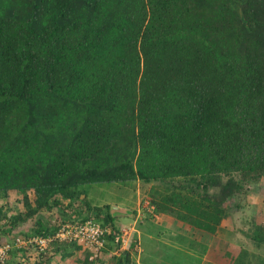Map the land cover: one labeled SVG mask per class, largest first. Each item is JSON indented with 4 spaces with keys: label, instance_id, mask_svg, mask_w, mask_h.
<instances>
[{
    "label": "trees",
    "instance_id": "obj_1",
    "mask_svg": "<svg viewBox=\"0 0 264 264\" xmlns=\"http://www.w3.org/2000/svg\"><path fill=\"white\" fill-rule=\"evenodd\" d=\"M262 178L264 0H0V200L23 207L0 205V237L78 212L87 186L159 183L149 205L213 237L207 260L264 264L217 233L227 200ZM86 209L114 240L109 205ZM249 239L264 246V218ZM76 250L53 244L36 264Z\"/></svg>",
    "mask_w": 264,
    "mask_h": 264
},
{
    "label": "rangeland",
    "instance_id": "obj_2",
    "mask_svg": "<svg viewBox=\"0 0 264 264\" xmlns=\"http://www.w3.org/2000/svg\"><path fill=\"white\" fill-rule=\"evenodd\" d=\"M234 176L236 180H238L239 176ZM226 180L227 178L224 177L223 181ZM152 185H159V183L145 185L141 182H134L127 185L105 184L87 186L84 189V195L74 200L75 206L79 207L78 212L73 213L71 210L68 211L57 208L52 211H43L38 213L28 223L21 226L18 231L10 234L9 237H16L18 233L19 235L24 236L34 234V230L39 228L37 222L45 228V230L42 229L40 232L53 233L59 224L83 222L82 219L87 216L92 217V212H88L86 209L87 206L92 209L93 207L104 208L107 205H109L110 208V206L115 205L121 208V214L117 213L113 217L116 219L114 224L117 228L115 234H112L114 236V240L109 242L105 237L106 244L104 250L102 251L101 258V261H103L104 264H111L113 259L118 257L119 254L124 251L122 247L123 242L119 238L122 229L127 230L130 233V238L126 243L125 249L128 251L130 250V253H132L131 264H200V254H203L204 247L194 241H190V250L183 248L188 241L186 238L189 237L175 238L177 244H175L174 247H170L169 244L163 247L155 246V252L154 250L153 252L152 250L148 251V257L146 258L144 254L140 256V252L138 253V256H136L138 249H136L135 246L137 247L138 244L134 239L132 225L129 224L131 222L122 223L121 221L124 218L128 219L134 216V211H132L134 208H139L140 211H143L146 217L145 220H151V217L153 218V214L155 212L153 211V207L151 208L149 205L148 198V191ZM19 198L20 197H17L15 193L10 191L7 199L0 200V205L4 207V211H9V214L11 215L12 213L14 214L19 211H23ZM29 199L31 202L34 200L32 193H29ZM64 204L67 205L68 201H65ZM118 204L122 205L119 206ZM225 206L228 216L221 221L217 230L218 237L231 245L247 248L253 253H264V246L257 249L249 239L253 229V224L258 219L262 220L264 218V178L257 182H245L241 192H237L231 196V198L227 200ZM120 222L122 224H119ZM164 234L166 237L169 235L168 232H163L161 235L165 237ZM9 237H0V245L3 244L5 240H8ZM212 239L213 237L207 235L209 246ZM179 243H183L181 244V247ZM72 250H75V248L72 247L71 251ZM194 252H196V254H194ZM154 253L158 254L151 255ZM84 255L86 254L80 250L71 252V255L66 258L56 255L52 257L49 264H80ZM26 257L28 258L27 261H24V264H36L37 255L35 252L29 251L26 254ZM15 262L17 263V260ZM4 264L12 263L7 259ZM207 264L215 263L207 260Z\"/></svg>",
    "mask_w": 264,
    "mask_h": 264
},
{
    "label": "built area",
    "instance_id": "obj_3",
    "mask_svg": "<svg viewBox=\"0 0 264 264\" xmlns=\"http://www.w3.org/2000/svg\"><path fill=\"white\" fill-rule=\"evenodd\" d=\"M110 233V229L104 228L100 222L90 218L78 223L59 224L53 233L41 232L39 235L28 238L13 236L10 241L0 245V264L5 263L7 254L12 249L23 248L36 254H43L53 244L74 245L87 255L90 262L98 263L102 258V251L106 244L105 237ZM119 238L123 242V250L126 251L125 247L130 238V233L122 229ZM135 248L138 249V247Z\"/></svg>",
    "mask_w": 264,
    "mask_h": 264
},
{
    "label": "crops",
    "instance_id": "obj_4",
    "mask_svg": "<svg viewBox=\"0 0 264 264\" xmlns=\"http://www.w3.org/2000/svg\"><path fill=\"white\" fill-rule=\"evenodd\" d=\"M118 205L121 206L122 204H118ZM120 211L121 210H119V212ZM132 211H134V216L128 219L124 218L122 219L121 222L122 223L131 222L129 224L132 225V230L134 231L133 233L134 239H135V242L137 241V244H138L137 245L138 250H137L136 256H138V253L140 252L139 255L142 256L144 254L146 258L148 257V251L152 250L153 252L154 250L155 252V246L163 247L169 244L170 247H174L175 244H177L175 238L189 237V238H186L188 241H187V244L183 246V248L185 249L191 248L189 244L190 241H194L200 244L201 246H203L204 252L203 254H200V257H201L200 264H207V249L209 246L208 240H207V234L202 233L201 231H197L195 229L193 231V229L189 225L166 214L154 213L153 218L151 217V220H145L146 217L142 210H141L142 213L139 210V208H134V210ZM121 222L119 224H122ZM162 231L164 233L168 232L169 235L166 237V235L164 234L165 235L164 237L163 235H161L163 233ZM181 244L183 243H179L180 247H181ZM128 252L130 253V250ZM156 254L158 253H154L151 255H156ZM194 254H196V252H194ZM130 257L132 259V253H130Z\"/></svg>",
    "mask_w": 264,
    "mask_h": 264
},
{
    "label": "water",
    "instance_id": "obj_5",
    "mask_svg": "<svg viewBox=\"0 0 264 264\" xmlns=\"http://www.w3.org/2000/svg\"><path fill=\"white\" fill-rule=\"evenodd\" d=\"M110 210V215L112 216V217H114L115 216V214H117V213H120L119 212V210H121V208L120 207H118V206H115V205H113V206H110V208H109ZM121 214V213H120Z\"/></svg>",
    "mask_w": 264,
    "mask_h": 264
}]
</instances>
